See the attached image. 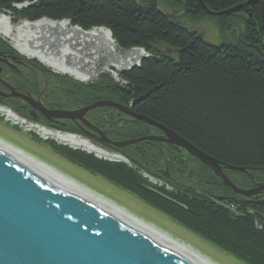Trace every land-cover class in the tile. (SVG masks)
I'll return each instance as SVG.
<instances>
[{"label": "trees", "instance_id": "16d2710c", "mask_svg": "<svg viewBox=\"0 0 264 264\" xmlns=\"http://www.w3.org/2000/svg\"><path fill=\"white\" fill-rule=\"evenodd\" d=\"M173 1L194 20H212L223 42L207 43L159 11L153 0H0V11L15 20H68L85 31L105 28L118 48L143 49L149 56L118 73V82L102 74L96 83L83 85L58 75L70 85L69 104L81 108L110 100L129 107L216 160L236 186L252 188L264 182V0ZM165 47L177 50L176 59ZM87 121L112 141L162 134L107 106L89 111ZM66 125L57 129L81 132L128 162L52 143L61 156L244 264H264V219L257 217L264 216V191L253 197L237 194L180 147L151 141L116 148L94 139L96 132L88 127Z\"/></svg>", "mask_w": 264, "mask_h": 264}, {"label": "water", "instance_id": "95a60500", "mask_svg": "<svg viewBox=\"0 0 264 264\" xmlns=\"http://www.w3.org/2000/svg\"><path fill=\"white\" fill-rule=\"evenodd\" d=\"M24 99L48 118L81 121L95 130L102 142L108 139L84 116L95 107L113 108L158 128L162 134L111 145L126 146L145 139L165 142L184 149L204 163L222 184L239 195L251 197L264 191V182L249 189L236 186L216 160L174 132L117 102L99 100L76 110H48L30 98ZM121 158L122 162H128ZM0 264L197 263L151 239L75 189L0 150Z\"/></svg>", "mask_w": 264, "mask_h": 264}, {"label": "bare ground", "instance_id": "6f19581e", "mask_svg": "<svg viewBox=\"0 0 264 264\" xmlns=\"http://www.w3.org/2000/svg\"><path fill=\"white\" fill-rule=\"evenodd\" d=\"M6 13L8 12L0 11V37L11 44L13 49L11 51L13 53H18L26 58L28 57V59H34L43 67L49 68L55 72L59 71L81 82L95 80L98 75L106 71H116V73L113 72V74L114 76H118V73L121 71L137 66L144 58L149 56L144 50L139 48L128 50L118 48L105 28H92L85 31L78 27L70 26L67 20L51 21L44 18L32 23L21 21L19 24L13 25V19L9 13ZM13 95L18 94L14 93ZM43 108L46 109L45 107ZM37 110L42 113L40 109ZM42 115L43 118L41 120H36L26 115L19 114L12 108L0 106V118L3 119L4 122L9 121L11 124L10 126H17L19 128L24 126V132L31 134L36 133L37 135H35L41 141H44L45 144L47 141H50L48 144L55 142L59 146L70 150H80L87 154H92L98 159L112 162L121 161L122 155L113 151H108L95 144L94 141L83 136L81 132H67L66 130L57 129V126L60 124H53L50 122L51 120L62 119L64 121L61 124H64L63 127H66V123L69 119L48 118L43 113ZM82 125L87 127L83 123ZM147 136H154V134L141 137ZM98 138L99 136L96 133L94 139L102 142ZM107 139L108 142L103 143L110 144L130 140V138L118 141ZM151 141L154 140L145 139L141 142ZM130 145L120 147L112 146L124 148ZM0 150L75 189L82 195L123 218L151 239L187 259L197 264H220L208 256H205L199 250L194 249L178 237H175L173 234H170L171 232L169 233V231L164 228H159L140 214L130 211L122 204L92 189L78 178L74 179L68 176L58 168L49 164V162L41 156L26 150L23 146L8 140L2 135H0ZM149 180L152 183L161 184V182L154 178L149 177ZM258 184L260 183H257L252 188H255ZM229 208H232V206H229ZM257 217L264 219V216L259 215Z\"/></svg>", "mask_w": 264, "mask_h": 264}, {"label": "rangeland", "instance_id": "374dc122", "mask_svg": "<svg viewBox=\"0 0 264 264\" xmlns=\"http://www.w3.org/2000/svg\"><path fill=\"white\" fill-rule=\"evenodd\" d=\"M135 1L139 4H145V0H135ZM153 1H155L159 11L170 16L174 21L179 23L185 29L192 32H196L207 43L212 45H220L223 42L218 33V29L212 20H206V19L194 20L190 18L185 13L184 8L177 2H174L173 0H153ZM19 6L22 7L23 5H15L14 7L16 9H20L21 7ZM10 16L13 19L12 20L13 25H17L21 21H23L21 18L15 20V17H13L14 15H10ZM0 42L8 49L13 50L11 44L7 40L5 41L3 40V38L0 37ZM164 50L168 56L173 55L172 58L176 59L177 57L176 49L165 47ZM29 60L31 62H35L36 64L42 66L34 59H29ZM113 72L116 73V71H106V72H102L100 75L107 74L109 75L110 78H112L113 81L116 82L119 81L118 76H114ZM100 75H98L95 80L89 82H82L81 84L83 85L94 84L97 81H99ZM61 76L73 79L72 77L65 74ZM73 80H75V78ZM96 108L99 107H95L93 109ZM10 125L11 124L9 121L4 122V120L0 118V135L4 136L10 141H13L23 146L26 150L34 152L35 154L41 156L43 159L48 161L49 164L58 168L68 176L74 179L78 178L80 181L89 185L92 189L122 204L123 206L127 207L130 211L140 214L144 218L153 222L159 228L161 227L169 231V233L171 232L170 234H173L175 237H178L179 239L189 244L194 249L199 250L202 254L219 262L220 264H244L243 262L235 259L233 256H230L226 252L222 251L221 249L215 247L214 245L200 238L196 234L188 231L170 217L151 208L145 202L138 199L136 196L132 195L128 191H125L111 184L102 177L97 176L96 174H93L90 171L83 169L77 164L70 162L65 157L61 156L59 152L54 150L52 143L56 144L55 142L48 144V142L50 141H47V143L45 144L44 141H41L36 136L37 135L36 133L35 135L34 133L31 134L24 132V126L19 128L17 126H10Z\"/></svg>", "mask_w": 264, "mask_h": 264}, {"label": "flooded vegetation", "instance_id": "af4514ba", "mask_svg": "<svg viewBox=\"0 0 264 264\" xmlns=\"http://www.w3.org/2000/svg\"><path fill=\"white\" fill-rule=\"evenodd\" d=\"M58 75L60 74L31 62L25 56L13 53L0 44V105L17 108L19 112L36 120L43 118L42 113L24 98H30L48 110L78 109L69 104L72 101L70 85ZM14 93L18 95H13ZM84 117L87 119L88 113ZM63 121L61 119L50 122L61 124ZM69 121L82 128L81 121ZM88 134L94 133L88 131Z\"/></svg>", "mask_w": 264, "mask_h": 264}]
</instances>
